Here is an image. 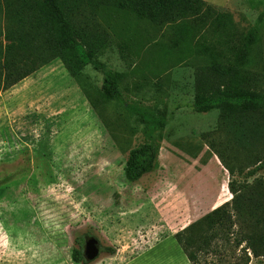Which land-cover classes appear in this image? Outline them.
Instances as JSON below:
<instances>
[{
  "label": "rangeland",
  "instance_id": "rangeland-1",
  "mask_svg": "<svg viewBox=\"0 0 264 264\" xmlns=\"http://www.w3.org/2000/svg\"><path fill=\"white\" fill-rule=\"evenodd\" d=\"M231 14L241 28L255 24L264 4L258 0H203ZM105 39L97 59L120 75L121 103L92 107L78 83L54 59L0 96V264H80L73 249L98 241L99 254L87 264H190L174 234L232 198L228 183L264 193V163L250 164L248 178L229 176L201 139L215 130L217 113L197 114L194 56L178 58V35L127 13L99 10L93 20ZM4 19L0 12V49ZM177 46V47H178ZM264 76V31L261 42ZM83 84L91 96L104 75L90 65ZM6 95V96H5ZM131 106L162 112L165 126L159 168L126 183L128 152L144 142ZM216 144L217 138L212 137ZM264 154V140L250 149ZM247 154L239 158L245 160ZM234 231H246L237 223ZM230 244L212 264H264ZM121 263H120V262Z\"/></svg>",
  "mask_w": 264,
  "mask_h": 264
},
{
  "label": "trees",
  "instance_id": "trees-1",
  "mask_svg": "<svg viewBox=\"0 0 264 264\" xmlns=\"http://www.w3.org/2000/svg\"><path fill=\"white\" fill-rule=\"evenodd\" d=\"M99 10L127 13L178 35L180 46L164 51V58L173 50L179 59L194 56L191 107L197 114L217 113L216 129L201 133V139L232 178L251 177L250 164L262 167L264 154L250 149L264 140L263 14L253 26L241 28L231 14L218 12L203 0H0L6 41L0 49V93L58 58L92 107L99 102L121 103L120 75L97 59L106 42L93 26ZM88 65L104 75L93 96L89 85L82 83ZM125 107L137 116L144 136V142L128 152L123 166L125 182L135 183L159 168L165 121L162 112ZM212 137L218 139L216 144ZM241 153L247 154L245 160L239 158ZM228 189L232 194L228 202L174 234L190 264H212L208 257L221 260L232 236L233 248L244 244L246 255L264 256V193L233 180ZM240 222L248 232L234 231ZM72 260L90 262L80 248L73 249ZM248 263L247 256L243 264Z\"/></svg>",
  "mask_w": 264,
  "mask_h": 264
},
{
  "label": "water",
  "instance_id": "water-1",
  "mask_svg": "<svg viewBox=\"0 0 264 264\" xmlns=\"http://www.w3.org/2000/svg\"><path fill=\"white\" fill-rule=\"evenodd\" d=\"M98 254V241L95 238L87 239L83 251L84 258L88 261H92L97 258Z\"/></svg>",
  "mask_w": 264,
  "mask_h": 264
},
{
  "label": "crops",
  "instance_id": "crops-1",
  "mask_svg": "<svg viewBox=\"0 0 264 264\" xmlns=\"http://www.w3.org/2000/svg\"><path fill=\"white\" fill-rule=\"evenodd\" d=\"M35 75V73L34 74H32V75H30L29 77H27L26 79H24V80H22L20 83H18L17 85H19V84H23V83H25L26 81H28L29 79H30V77H33ZM17 85H15V86H13L12 88H10V89H8L7 91H4V92H1L0 93V96L2 95V94H5V93H12V91L15 89V87H17ZM6 96V95H5ZM133 259V258H132ZM132 259H127V260H125L123 263H121L120 261V263L121 264H124V263H126V262H128V261H130V260H132ZM109 263L108 264H117L118 262H113V260H110V261H108Z\"/></svg>",
  "mask_w": 264,
  "mask_h": 264
}]
</instances>
